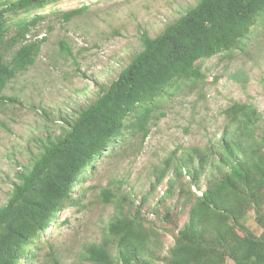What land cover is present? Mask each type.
<instances>
[{"label":"rangeland","instance_id":"rangeland-1","mask_svg":"<svg viewBox=\"0 0 264 264\" xmlns=\"http://www.w3.org/2000/svg\"><path fill=\"white\" fill-rule=\"evenodd\" d=\"M199 1L63 0L44 11L50 14L21 42L41 41L33 64L3 91L16 101L0 105V209L17 176L31 169L46 142L64 136L70 122L98 98L100 88L116 80L142 50L141 35L158 36ZM81 6L88 8L67 23L61 21L57 12ZM23 16L6 15L8 21ZM15 33L16 26H10L0 46L5 61L19 47L9 46ZM62 42L72 56L62 51ZM195 67L201 77L177 83L159 98L146 138L132 120L127 122L120 142L74 185L19 264H93L87 248L103 243L110 222L123 217L138 219L150 235L137 261L168 264L176 237L207 190L216 194V203L211 211H201L192 232L195 239L210 245L235 233L243 239L234 241L238 246L252 240L264 249V20L234 51L200 59ZM234 104L255 107L259 118L250 131L234 122L241 111L228 112ZM226 131L238 132L240 145L250 143L244 165L248 182L237 186L240 196L219 191L229 169L221 167L219 158ZM166 161L170 170L162 176ZM104 190L113 197L110 203L104 202ZM108 245L115 255L113 243ZM224 249L219 247L218 253ZM222 264L235 261L225 254Z\"/></svg>","mask_w":264,"mask_h":264},{"label":"trees","instance_id":"trees-1","mask_svg":"<svg viewBox=\"0 0 264 264\" xmlns=\"http://www.w3.org/2000/svg\"><path fill=\"white\" fill-rule=\"evenodd\" d=\"M61 1L0 0V46L6 42L12 25L16 26V33L10 38L9 46H19L9 61L0 53V105L16 101L3 91L12 79L33 64L41 43L21 45L22 40L50 14L44 11ZM87 8L81 6L57 13L67 23ZM38 11L43 14L31 15ZM21 13L24 16L15 21H8L6 17ZM260 20H264V0H200L158 36L142 34V50L132 62L108 87L100 88L98 98L70 122L64 136L56 142H46L30 170L17 176L18 183L8 203L0 209V264H19L25 258L28 244L42 234L62 209L74 185L87 171L93 170L96 160L120 142L129 120L136 131H144L143 138H146L147 124L166 90L182 81L201 77L195 67L198 60L234 51ZM61 48L72 56L67 44L62 42ZM240 111L234 122H240L250 131L259 115L253 105L234 104L228 109L235 115ZM238 130L240 133L241 129ZM237 137L238 132L226 131L220 143V165L229 169L219 191L240 196L237 186H246L248 182L244 165L250 143L240 145L235 141ZM182 168L183 165L178 170L180 176ZM169 170L166 161L162 176ZM103 194L104 202L113 200L110 191L104 190ZM215 199L216 194L211 190L198 199L190 221L176 237L168 264H222L225 254L235 264H264V249L252 240L239 247L234 242L240 239L235 233L231 236L234 240L230 237L210 245L195 239L192 232L201 221V211H211ZM135 221L126 217L111 221L103 243L87 248L88 259L93 264H148L138 262L136 256L146 249L150 235ZM110 242L115 255L109 249ZM219 247H224V252L218 253Z\"/></svg>","mask_w":264,"mask_h":264}]
</instances>
